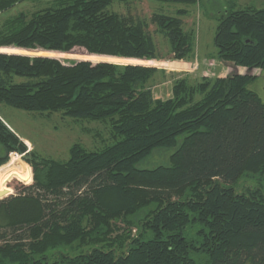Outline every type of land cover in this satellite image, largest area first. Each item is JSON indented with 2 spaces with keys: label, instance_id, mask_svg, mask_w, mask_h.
Instances as JSON below:
<instances>
[{
  "label": "trees",
  "instance_id": "trees-1",
  "mask_svg": "<svg viewBox=\"0 0 264 264\" xmlns=\"http://www.w3.org/2000/svg\"><path fill=\"white\" fill-rule=\"evenodd\" d=\"M24 1L0 0V13ZM127 1L53 0L0 20V105L108 121L115 141L95 152L73 144L56 161L27 152L0 121V164L17 153L33 172L0 200V264H264V101L248 89L256 77L241 74L264 71V8L218 18L215 57L232 73L202 80L198 96L179 78L163 101L145 67L157 59L147 23L107 10ZM185 14L150 19L177 61L194 49ZM73 49L87 61L53 59ZM119 58L144 66L110 64ZM170 148L168 166L136 168ZM13 179L31 181L15 158L0 168V199ZM243 179L255 186L238 192Z\"/></svg>",
  "mask_w": 264,
  "mask_h": 264
},
{
  "label": "rangeland",
  "instance_id": "rangeland-1",
  "mask_svg": "<svg viewBox=\"0 0 264 264\" xmlns=\"http://www.w3.org/2000/svg\"><path fill=\"white\" fill-rule=\"evenodd\" d=\"M52 1L26 0L14 5L3 14L0 13V20L13 17L19 13H34L50 6ZM232 5L239 9L246 7L255 9L264 8V5H261V0H196V3L193 5L165 4L153 0H128L126 3H113L107 10L111 13L132 17L135 20L147 23V31L153 39L157 59L145 61L151 63L145 65V67L157 70V74L153 78L152 93L154 97L165 101L171 98L173 85L179 78H186L191 88L190 91L193 90L194 92L193 96H198L196 88L198 84L203 82L202 80L211 82L220 75L221 70L219 69L220 65H218L220 62L215 57L216 49L213 38L219 24L218 18L220 14L233 7ZM178 10L186 11L185 16L182 17L183 28L184 31H190L194 36L193 53L190 59L183 61L174 59L167 39L157 32L155 25L150 23V19L154 14L174 16ZM206 46L208 49H206ZM200 47L202 48L201 50L198 49ZM211 51L212 54H210ZM33 54V51H28L25 55L35 57L36 55ZM84 54L86 53L82 49H73L71 52L66 53L68 56L53 59L68 65L72 61H87L77 58ZM119 59L123 61L121 63L110 64L119 67L126 65L144 66L129 62L139 60ZM231 71L232 69L230 68V73H232ZM241 74L256 77L248 85V89L256 93L264 101V71L243 70ZM0 117L2 118L0 121L25 144L27 152H33L37 156L56 161H66L68 159L69 148L73 144H80L86 150L95 152L111 146L115 142L111 131V123L108 121L93 122L89 120H73L63 117L60 113L48 115L46 113L25 112L6 105H0ZM175 150L176 148L155 149L147 158L139 162L136 168L139 170H152L160 166H168L169 158ZM13 158L21 166L29 167L31 181L27 185L13 179L7 185L12 192L1 195L0 200L19 196L23 188L33 184L32 169L23 161L22 155H18L17 153L10 154L7 161L0 164V168L9 163ZM253 186H255V182L251 179H243L238 183V192L242 191L245 187ZM118 226L123 227L121 224ZM131 232L133 237H136L138 234L136 228H132ZM120 233L118 232L116 234L120 235ZM201 263L205 264L204 262Z\"/></svg>",
  "mask_w": 264,
  "mask_h": 264
},
{
  "label": "crops",
  "instance_id": "crops-1",
  "mask_svg": "<svg viewBox=\"0 0 264 264\" xmlns=\"http://www.w3.org/2000/svg\"><path fill=\"white\" fill-rule=\"evenodd\" d=\"M261 5H264V0H261ZM232 6H234V5H232ZM198 49L201 50L202 48L200 47ZM203 49H205V47H203ZM206 49H208L207 46H206ZM210 54H212V51L210 52ZM218 65H220L219 66V69L221 70V73L217 77H225V76L229 75V73H230V68L229 67H227L226 65H223L221 63L218 64ZM0 119L2 120L1 117H0Z\"/></svg>",
  "mask_w": 264,
  "mask_h": 264
}]
</instances>
